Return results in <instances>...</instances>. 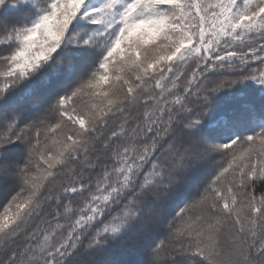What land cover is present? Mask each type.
<instances>
[{"label": "snow or ice", "instance_id": "obj_1", "mask_svg": "<svg viewBox=\"0 0 264 264\" xmlns=\"http://www.w3.org/2000/svg\"><path fill=\"white\" fill-rule=\"evenodd\" d=\"M0 193V264H264V0H0Z\"/></svg>", "mask_w": 264, "mask_h": 264}, {"label": "trees", "instance_id": "obj_2", "mask_svg": "<svg viewBox=\"0 0 264 264\" xmlns=\"http://www.w3.org/2000/svg\"><path fill=\"white\" fill-rule=\"evenodd\" d=\"M68 85H65L67 87ZM198 187L197 183H193L190 187L185 189L181 195L170 205L169 212H173L174 210L178 209L179 207L183 206V203L190 201L191 199L195 198L198 194ZM3 195V193H0ZM128 264H134V261L137 259V255L133 254L125 258Z\"/></svg>", "mask_w": 264, "mask_h": 264}, {"label": "clouds", "instance_id": "obj_3", "mask_svg": "<svg viewBox=\"0 0 264 264\" xmlns=\"http://www.w3.org/2000/svg\"><path fill=\"white\" fill-rule=\"evenodd\" d=\"M52 34L51 33H49V36H51Z\"/></svg>", "mask_w": 264, "mask_h": 264}]
</instances>
